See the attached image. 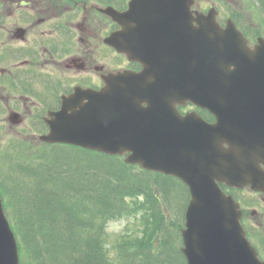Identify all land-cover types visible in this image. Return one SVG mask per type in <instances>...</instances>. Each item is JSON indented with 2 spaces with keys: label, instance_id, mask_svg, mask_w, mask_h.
I'll return each instance as SVG.
<instances>
[{
  "label": "water",
  "instance_id": "95a60500",
  "mask_svg": "<svg viewBox=\"0 0 264 264\" xmlns=\"http://www.w3.org/2000/svg\"><path fill=\"white\" fill-rule=\"evenodd\" d=\"M193 2L130 0L124 12L143 26L106 41L143 68L110 73L100 89L78 86L63 95L40 139L126 154V162L181 179L190 192L181 230L187 264H264L238 202L220 186L264 191V38L249 46L232 19L221 26L214 7L203 14ZM104 11L117 21L122 16ZM187 101L214 121L180 113L176 105ZM0 264H20L1 197Z\"/></svg>",
  "mask_w": 264,
  "mask_h": 264
},
{
  "label": "trees",
  "instance_id": "16d2710c",
  "mask_svg": "<svg viewBox=\"0 0 264 264\" xmlns=\"http://www.w3.org/2000/svg\"><path fill=\"white\" fill-rule=\"evenodd\" d=\"M253 5L260 28L237 22L264 37V0ZM16 149L0 156V190L27 264H187L181 230L190 194L180 179L68 144ZM138 214L123 232L105 230ZM245 227L264 257V236Z\"/></svg>",
  "mask_w": 264,
  "mask_h": 264
},
{
  "label": "flooded vegetation",
  "instance_id": "af4514ba",
  "mask_svg": "<svg viewBox=\"0 0 264 264\" xmlns=\"http://www.w3.org/2000/svg\"><path fill=\"white\" fill-rule=\"evenodd\" d=\"M47 1H0V7L5 6V12H0V60L4 62V66L0 67V95L3 93L0 100H5L9 112L20 113L23 110L25 119L32 116V121L44 129L47 125L42 120V112L56 109L61 102V93L66 94L76 86L97 89L105 84L103 77L109 73L142 69V64L130 61L124 53H117L106 41L115 30L124 32L123 29L127 26L134 29L143 26L132 15L127 16L131 12H119L122 16L116 21L103 11V7L110 4L119 11H124L128 0H116L117 3L112 0H69L77 2L74 4L75 8L66 6L63 9L60 8L59 0H53L56 10L51 9V4H45ZM80 3L82 7H76ZM61 12L73 13L66 14V18L48 20L45 25L41 24L45 16L60 15ZM217 16H221V12ZM227 17L231 15L227 13ZM219 20L222 22L220 17ZM49 22H53L54 26ZM246 35L248 36L247 33ZM67 43L64 49L71 51L68 55L62 49ZM30 47L42 49V52L39 56L28 57ZM109 50L115 55L114 60L119 68H109L106 63L94 62L97 57L107 59L103 55ZM50 64H55L54 71L59 76L51 74L55 72L44 70ZM178 109L180 112L194 110L207 121L213 120L209 111L189 103L178 105ZM234 191L236 194V190ZM257 193L264 202V193ZM238 200L244 210V223L250 231H254L258 223L255 220L258 212L250 210L240 197ZM261 215L264 216V210Z\"/></svg>",
  "mask_w": 264,
  "mask_h": 264
},
{
  "label": "rangeland",
  "instance_id": "374dc122",
  "mask_svg": "<svg viewBox=\"0 0 264 264\" xmlns=\"http://www.w3.org/2000/svg\"><path fill=\"white\" fill-rule=\"evenodd\" d=\"M3 1V0H0ZM116 1V0H112ZM197 8L202 10H208L210 6H215L221 12L220 19L222 21L225 20L227 17V13L232 15L234 18H236L239 22L245 21L248 25V23L254 27L259 24L258 22V12L256 11L253 0H197ZM46 3L51 4V9L56 10V4L53 0H48ZM77 2L69 1V0H59L60 8L63 9L66 6L70 8H75L74 4ZM91 3V2H88ZM76 7H82V4H77ZM13 8V6H12ZM0 12H5V6L0 7ZM73 12H61L60 15H55L51 17H44V22L41 23L45 25L48 20H55V19H61L66 18L65 15L69 14L71 15ZM51 18V19H49ZM69 18V17H68ZM67 18V19H68ZM249 19V20H248ZM51 25H53V22H49ZM54 26V25H53ZM250 26V27H251ZM260 28L259 26H257ZM55 28V27H54ZM35 29H38V26H35ZM56 30V29H55ZM57 31V30H56ZM32 33H29L31 35ZM68 44V43H67ZM64 51L68 55L71 51L69 49H64ZM42 52V49L39 48H29V53H32L29 55L31 57L32 55H39ZM108 57L107 59L100 57V59L97 57L95 59V63L100 64L101 62L106 63L109 68H119L118 64L115 62L114 58L115 55L111 53L109 50L108 53H105L103 57ZM64 57V56H61ZM102 60V61H101ZM117 60V58H116ZM4 66V62L0 60V67ZM46 72H55V64H50L47 67L44 68ZM52 75L59 76V73H51ZM3 95V93H2ZM2 95H0V98H3ZM11 100V99H10ZM11 104V102H9ZM20 113L22 115L24 114V111L21 110ZM10 112L8 111L6 107L5 100H0V156L3 152L10 154V153H16L18 150L16 148H20V151L23 152L24 155L30 154L33 149H36V147H43L44 144L39 141L37 138V135L34 133L35 130L39 129V125L36 122L32 121V116L28 119L23 120V117L21 120H23L20 123L14 124L11 121L8 120ZM22 131V133H20ZM32 143L37 144L38 146L32 147ZM1 169V168H0ZM2 170V169H1ZM1 192V190H0ZM243 195L248 198V200L253 201L252 204H250V208H254L258 210L257 216L255 218L257 223V227L259 232L262 234L264 233V216L261 215L262 210H264V207H261V205H264L262 201H260V198L257 197L256 193L251 192L250 190H244ZM263 208V209H262ZM255 212V211H254ZM140 217V214L133 215V216H124L117 219L110 220L106 225V231L110 233H119L123 232L126 226H133L135 223L138 222V219ZM22 264H27L25 255H21Z\"/></svg>",
  "mask_w": 264,
  "mask_h": 264
},
{
  "label": "bare ground",
  "instance_id": "6f19581e",
  "mask_svg": "<svg viewBox=\"0 0 264 264\" xmlns=\"http://www.w3.org/2000/svg\"><path fill=\"white\" fill-rule=\"evenodd\" d=\"M260 15H261V14H260ZM262 18H263V17H262ZM61 94H62V93H61ZM61 94H60V95H61ZM38 127H39V126H38ZM115 218H116V217H115ZM115 218H114V219H115ZM108 224H109V223H108ZM105 227H106V226H105ZM105 230H106V229H105ZM258 244H259V242H258Z\"/></svg>",
  "mask_w": 264,
  "mask_h": 264
}]
</instances>
